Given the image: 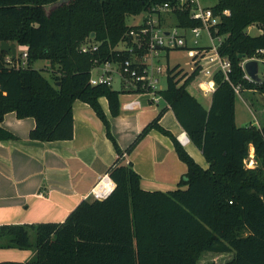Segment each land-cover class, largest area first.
<instances>
[{
  "label": "trees",
  "instance_id": "1",
  "mask_svg": "<svg viewBox=\"0 0 264 264\" xmlns=\"http://www.w3.org/2000/svg\"><path fill=\"white\" fill-rule=\"evenodd\" d=\"M172 2L0 0V43L15 42L22 48L11 63L0 52V123L6 114L15 113L20 119H35L30 140L68 141L74 133L72 104L79 100L95 111L116 152L107 171L115 187L105 199L89 196L63 222L1 225L0 249L31 250L34 257L0 264H198L204 253L231 255L216 264H264V124H235L233 88L264 94V82L245 80L240 67L243 59L264 49V0H217L212 8L220 18L217 34L224 37L218 50L229 58L231 72L228 82L221 72L215 74L209 109L187 90L197 80L198 68L189 75L179 65L166 68V87L158 90L189 141L201 151L207 169L158 124L165 109L122 150L98 101L106 97L108 110L116 117L121 92L111 85L90 84L96 60L121 63L147 53L146 48L137 50L128 36L140 25H128L127 17ZM226 9L229 15H221ZM170 15L178 27L199 25L186 12ZM162 17L157 14L160 23ZM249 26H256L260 35H249ZM121 43L133 53L118 50ZM85 44L97 49L83 53ZM37 61L48 62L50 80L33 67ZM151 130L170 138L187 167L176 190L141 189L140 176L124 159ZM14 138L0 125V140ZM251 148L255 165L247 167Z\"/></svg>",
  "mask_w": 264,
  "mask_h": 264
},
{
  "label": "crops",
  "instance_id": "2",
  "mask_svg": "<svg viewBox=\"0 0 264 264\" xmlns=\"http://www.w3.org/2000/svg\"><path fill=\"white\" fill-rule=\"evenodd\" d=\"M162 19L165 28L176 24L175 20L171 22L169 16L165 15ZM16 48L17 53L21 51L18 46ZM176 65L188 73L180 64L174 66ZM90 75L99 76L101 71L94 69ZM116 80L119 82V89L113 88ZM111 87L121 92L120 114L111 116L106 97H101L98 101L108 117L111 133L122 150L158 116L160 110L165 109L158 124L172 133L203 169L208 168L201 151L189 141L173 111L162 99L153 103L149 94L135 93L131 89L123 88L118 77L114 78ZM193 87L200 94L198 100L209 109L211 96H203L196 84ZM246 92L255 93L253 90ZM128 102L136 103L133 108L127 109L124 104ZM72 111L74 133L68 141H32L29 134L34 128L35 119H20L15 113L4 116L0 125L15 138L0 140V227L63 222L72 209L89 198L92 188L114 164V146L106 137V129L95 111L79 100L72 104ZM124 159L132 163L140 176L141 189L151 192L178 189L180 177L187 170L186 165L178 159L170 138L159 130L148 132ZM4 249L9 251L3 252ZM0 251V262H24L34 256L31 250L2 248ZM211 255L226 257L217 262L231 258V255L226 254L215 253L209 256Z\"/></svg>",
  "mask_w": 264,
  "mask_h": 264
},
{
  "label": "built area",
  "instance_id": "3",
  "mask_svg": "<svg viewBox=\"0 0 264 264\" xmlns=\"http://www.w3.org/2000/svg\"><path fill=\"white\" fill-rule=\"evenodd\" d=\"M172 3H166L163 5H157L153 7L150 12L147 13L146 18L137 30H130L128 36L132 38L136 44V49L146 48L147 53L144 54L139 60L137 56L131 59H126L121 63L103 61V63L95 61V65L92 70L99 69L101 75L90 77L91 85H112L115 77H118L122 81V87L125 89H131L132 91L141 90L140 93H147L151 96V101L157 103L162 99L158 93L159 89L156 88L158 78L155 76L157 73L162 72L160 65H155V59L159 56V51L166 50H184L190 52L191 59L188 64V75L192 73L196 68L199 69V75L197 76L196 86L200 90L203 96H211L216 90V83L214 76L216 73L221 72L224 76V81H229V73L231 63L228 57H223L219 53V47L224 41V37L218 35L217 26L220 23L218 15L213 13L212 8L214 5L204 3L206 0H172ZM174 11L186 12L189 19H193L199 23L198 26L191 28H181L176 24L170 28H165L163 23H160V19L157 18V14L163 16H169ZM229 10L226 9L221 15H229ZM189 33L192 36V40L189 42ZM207 38L206 45L200 44L202 35ZM124 48L128 52L133 53V48L127 47L124 43ZM146 46V47H145ZM97 49L96 45L85 44L81 47V52H91ZM26 51L22 52L21 59L23 64L26 60ZM248 60L257 61V70L261 65L263 74L260 76L259 70L257 76L260 81L264 82V49L257 51L255 57L245 58L241 62V70L244 72V79L255 82L244 70V64ZM6 61L11 63L12 59L9 56L6 57ZM137 61V62H136ZM18 67V64L16 65ZM91 70V71H92ZM184 74L186 72L182 71ZM256 83V82H255ZM237 96H241L242 90L238 86L233 87ZM251 91V90H250ZM136 102H128L124 104L127 109L133 108ZM248 162V163H247ZM255 161L253 159V152L250 150L246 166L253 167ZM115 185L110 181L108 174L102 176L98 184H96L91 192L90 196L93 199L103 200L114 189Z\"/></svg>",
  "mask_w": 264,
  "mask_h": 264
},
{
  "label": "rangeland",
  "instance_id": "4",
  "mask_svg": "<svg viewBox=\"0 0 264 264\" xmlns=\"http://www.w3.org/2000/svg\"><path fill=\"white\" fill-rule=\"evenodd\" d=\"M217 2V0H206L204 3L206 4H212L214 5ZM50 5L46 7L47 11L50 9ZM147 15V12H142L141 14L137 16H130L127 17V23L130 26L137 25L138 23H141L143 20V17ZM171 22L173 23L174 19L173 17H170ZM246 32L249 35L252 36H258L260 35L261 31L256 27V26H249L246 29ZM188 36L189 42L192 40V36L189 35V33L186 35ZM207 38L203 34L202 38L200 39V44L206 45ZM124 43H121L117 49H123L124 48ZM19 50H22L21 47H19ZM159 56L155 59V65H160L162 68L161 73H157L155 75L158 78V83L156 88L158 89H164L166 87V73L165 70L167 67H173L175 64H180L186 71H188L189 66L187 65V62H190L191 55L190 52L188 51H183V50H169L167 51L166 49H162L159 51ZM158 59V60H157ZM33 67L35 69H41L43 71V75L47 77V79L50 80V72L51 69L49 67L48 62L46 61H37ZM259 73L260 76L263 74V70L261 65L259 66ZM95 73V72H94ZM196 84V81L192 82V85L187 87V90L196 98L199 99V92L194 89V85ZM119 82L116 80L113 83V88H118ZM235 112H234V122L237 124L239 127H247L249 124H264V94H261L259 92L255 93H247L243 92L241 93V96H237L235 99ZM249 157V156H248ZM248 163V162H247ZM32 238V241H34V236L33 234L30 235ZM15 251H20L17 249H13ZM3 252H8L9 250H2ZM0 251V252H2ZM208 254V256H202L200 262L198 264H216L217 261H220L223 258H226L225 256L218 258L216 255H211V253H204V255ZM34 257V256H33ZM32 257V258H33ZM31 258V259H32ZM30 260V259H29ZM224 260V259H223ZM4 261H10V260H4ZM15 262V261H13Z\"/></svg>",
  "mask_w": 264,
  "mask_h": 264
},
{
  "label": "water",
  "instance_id": "5",
  "mask_svg": "<svg viewBox=\"0 0 264 264\" xmlns=\"http://www.w3.org/2000/svg\"><path fill=\"white\" fill-rule=\"evenodd\" d=\"M94 34L91 33V37ZM17 45L16 43H9V42H5L2 41L0 43V52H5L10 59H13L16 57L17 55ZM243 59V57H241ZM244 70H246V72L249 74V76L252 78L253 81H255L256 83H258L260 81L259 77L257 76V61L256 60H248L245 62L244 64ZM59 84V83H58Z\"/></svg>",
  "mask_w": 264,
  "mask_h": 264
}]
</instances>
